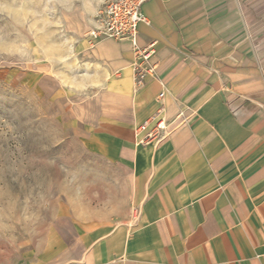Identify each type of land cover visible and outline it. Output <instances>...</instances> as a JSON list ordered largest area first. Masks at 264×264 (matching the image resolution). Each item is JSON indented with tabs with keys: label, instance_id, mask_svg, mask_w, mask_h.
Instances as JSON below:
<instances>
[{
	"label": "crops",
	"instance_id": "1",
	"mask_svg": "<svg viewBox=\"0 0 264 264\" xmlns=\"http://www.w3.org/2000/svg\"><path fill=\"white\" fill-rule=\"evenodd\" d=\"M106 1L59 0L43 80L61 121L125 174L126 215L89 231L58 220L44 258L264 264V0H148L138 45L153 44L156 76L141 88L129 41L88 37ZM153 117L168 134L141 142Z\"/></svg>",
	"mask_w": 264,
	"mask_h": 264
},
{
	"label": "rangeland",
	"instance_id": "2",
	"mask_svg": "<svg viewBox=\"0 0 264 264\" xmlns=\"http://www.w3.org/2000/svg\"><path fill=\"white\" fill-rule=\"evenodd\" d=\"M59 16V0H0V264H61L44 258L58 220L89 231L126 215L125 174L61 121L43 80Z\"/></svg>",
	"mask_w": 264,
	"mask_h": 264
},
{
	"label": "built area",
	"instance_id": "3",
	"mask_svg": "<svg viewBox=\"0 0 264 264\" xmlns=\"http://www.w3.org/2000/svg\"><path fill=\"white\" fill-rule=\"evenodd\" d=\"M147 1L107 0L97 16V25L88 33L91 40L111 39L130 42L135 56L132 68L136 88H141L148 78L156 76L155 67L151 63V58L154 55L153 44L146 47L138 45V27L140 24H147V20L141 11L142 6ZM181 116L182 113L178 117ZM151 122L152 126L150 128L147 123L140 126V131H147L141 142L151 139L160 141L167 136L168 124L162 118L153 117Z\"/></svg>",
	"mask_w": 264,
	"mask_h": 264
}]
</instances>
